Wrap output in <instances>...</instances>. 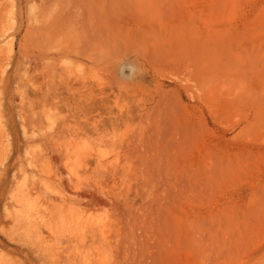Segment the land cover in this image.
Here are the masks:
<instances>
[{"label": "rangeland", "instance_id": "rangeland-1", "mask_svg": "<svg viewBox=\"0 0 264 264\" xmlns=\"http://www.w3.org/2000/svg\"><path fill=\"white\" fill-rule=\"evenodd\" d=\"M0 264H264V0H0Z\"/></svg>", "mask_w": 264, "mask_h": 264}, {"label": "bare ground", "instance_id": "bare-ground-1", "mask_svg": "<svg viewBox=\"0 0 264 264\" xmlns=\"http://www.w3.org/2000/svg\"><path fill=\"white\" fill-rule=\"evenodd\" d=\"M43 17H44V16H43ZM79 19H80V18H79ZM79 19H78V20H79ZM44 20H45V18H44ZM44 20H43V21H44ZM78 20H77V19H76V20L74 19L75 23H77ZM56 21H57V20H56ZM80 22H81V21L79 20V23H80ZM83 22H84V21H83ZM83 22H82V23H83ZM85 22H86V21H85ZM43 24H44V22H43ZM57 24H60V23H57ZM77 24H78V23H77ZM85 24H86V23H85ZM42 27H43V26H42ZM66 27H67V26H66ZM69 27H70V26H69ZM77 27H78V26H77ZM79 27H81V26H79ZM85 28H87V26H86ZM42 29H43V28H42ZM42 29H41V31H43ZM60 29H63V28H60ZM65 29H66V28H65ZM81 29H82V28H81ZM39 30H40V29H39ZM83 30H84V28H83ZM83 30H82V31H83ZM44 31H45V30H44ZM63 31H64V30H63ZM72 36H74V35H72ZM80 36H81V35H80ZM63 37H65L64 34H63ZM43 38H44V36H43ZM65 38H66V37H65ZM79 38H80V37H77V36L75 37V39H79ZM66 39H67V38H66ZM79 40H80V39H79ZM70 42H71V41H70ZM76 42H77V41H76ZM51 45H52V44H51ZM41 46L44 47L42 44H41ZM41 46H40V47H41ZM43 49H44V48H43ZM51 51H52V50H51ZM63 52H64V51H63ZM65 52H68V51H65ZM71 53H73V52H71ZM42 54H43V53H42ZM61 55H62V54H61ZM68 56H69V55H68ZM54 57H55V56H54ZM71 58H72V57H71ZM39 59H41V58H39ZM39 61H40V60H39ZM41 67H43V65H42ZM59 69H61V68H59ZM59 69L57 68V70H59ZM58 72H59V71H58ZM61 72H62V69H61ZM62 75H63V74H62ZM77 77H78V76H77ZM73 78H74V75H73ZM73 78H72V79H73ZM73 82H74V81H73ZM43 87H45V86H43ZM16 188H17V187H16ZM18 216H19V215H18ZM28 216H29V215H27V217H28ZM16 218H17V217H16ZM16 220H18V218H17ZM13 221H14V220H13ZM17 223H18V222H17ZM10 226H11V225H10Z\"/></svg>", "mask_w": 264, "mask_h": 264}, {"label": "water", "instance_id": "water-1", "mask_svg": "<svg viewBox=\"0 0 264 264\" xmlns=\"http://www.w3.org/2000/svg\"><path fill=\"white\" fill-rule=\"evenodd\" d=\"M123 75H126V76H128V75H130V74H133V75H136V72H132L130 69H128V68H125V69H123Z\"/></svg>", "mask_w": 264, "mask_h": 264}]
</instances>
